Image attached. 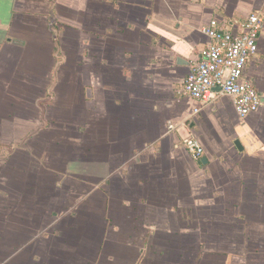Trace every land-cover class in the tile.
I'll list each match as a JSON object with an SVG mask.
<instances>
[{
  "label": "crops",
  "instance_id": "1",
  "mask_svg": "<svg viewBox=\"0 0 264 264\" xmlns=\"http://www.w3.org/2000/svg\"><path fill=\"white\" fill-rule=\"evenodd\" d=\"M257 12L0 0V264H264V108L181 93L203 29ZM246 78L264 91V32Z\"/></svg>",
  "mask_w": 264,
  "mask_h": 264
},
{
  "label": "built area",
  "instance_id": "2",
  "mask_svg": "<svg viewBox=\"0 0 264 264\" xmlns=\"http://www.w3.org/2000/svg\"><path fill=\"white\" fill-rule=\"evenodd\" d=\"M263 32L264 13L252 14L238 32L224 31L219 21L213 20L203 29L208 44L185 79L182 95L204 104L229 96L234 99L242 119L264 108V91L246 78L248 63L259 52ZM170 129L174 127L170 126ZM184 147L195 160L200 161L205 154L203 145L196 138L187 139Z\"/></svg>",
  "mask_w": 264,
  "mask_h": 264
},
{
  "label": "water",
  "instance_id": "3",
  "mask_svg": "<svg viewBox=\"0 0 264 264\" xmlns=\"http://www.w3.org/2000/svg\"><path fill=\"white\" fill-rule=\"evenodd\" d=\"M236 145L239 146V145H240V142L237 141V142H236ZM202 163H203V164H207L208 161H207L206 159H203V160H202Z\"/></svg>",
  "mask_w": 264,
  "mask_h": 264
},
{
  "label": "rangeland",
  "instance_id": "4",
  "mask_svg": "<svg viewBox=\"0 0 264 264\" xmlns=\"http://www.w3.org/2000/svg\"><path fill=\"white\" fill-rule=\"evenodd\" d=\"M53 210L58 212L60 209H59V207H54Z\"/></svg>",
  "mask_w": 264,
  "mask_h": 264
}]
</instances>
